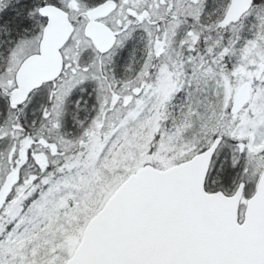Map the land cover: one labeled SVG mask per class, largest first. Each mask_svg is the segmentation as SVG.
Masks as SVG:
<instances>
[{
	"label": "snow or ice",
	"instance_id": "1",
	"mask_svg": "<svg viewBox=\"0 0 264 264\" xmlns=\"http://www.w3.org/2000/svg\"><path fill=\"white\" fill-rule=\"evenodd\" d=\"M0 264H264V0H0Z\"/></svg>",
	"mask_w": 264,
	"mask_h": 264
}]
</instances>
